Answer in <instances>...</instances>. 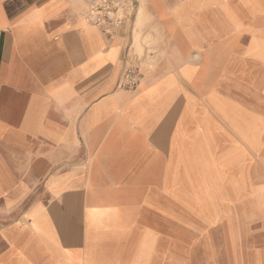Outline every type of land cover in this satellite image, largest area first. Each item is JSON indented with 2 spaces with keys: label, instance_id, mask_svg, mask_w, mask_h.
Segmentation results:
<instances>
[{
  "label": "crops",
  "instance_id": "crops-1",
  "mask_svg": "<svg viewBox=\"0 0 264 264\" xmlns=\"http://www.w3.org/2000/svg\"><path fill=\"white\" fill-rule=\"evenodd\" d=\"M85 8L0 0V264H82L95 248L136 264L144 241L145 264H168L169 238L247 221L250 188L263 196L264 0H134L115 37ZM231 154H245L240 196L221 180ZM191 165L223 183L216 219L186 214Z\"/></svg>",
  "mask_w": 264,
  "mask_h": 264
},
{
  "label": "rangeland",
  "instance_id": "rangeland-1",
  "mask_svg": "<svg viewBox=\"0 0 264 264\" xmlns=\"http://www.w3.org/2000/svg\"><path fill=\"white\" fill-rule=\"evenodd\" d=\"M252 10L256 11V9ZM85 13L87 14V6ZM254 16L255 13H249L248 18ZM140 38V35L136 36V51L142 53L144 49L141 46ZM143 43L149 46L148 41L145 40ZM254 130L252 128L248 130L241 129L240 133L247 141L249 149L256 153L258 146ZM244 157L245 154H231V160H228L227 156L226 168L228 169L230 165L232 175H221L222 182L227 180V183L233 185L235 193L238 196L242 193L241 189H239L241 187L240 181H243V186L246 181ZM191 167L192 165L186 168L190 170ZM194 171L196 170H190V174L184 176V190L182 195H179L184 204L187 201L185 204L186 214L206 215L209 212L207 215L211 216L210 218L212 219H216L219 215L226 212V208L220 206L218 202V200L224 199L221 191L217 189L223 183L218 182L201 165L198 167L197 174ZM247 183L250 186L249 174L247 176ZM250 190L252 191L250 192V197L256 201L255 205L250 207L249 215H256L255 217L244 222L222 223L217 225V227L215 226L216 228L214 227L211 233H206V231L205 233L194 235L192 238H169L167 263L181 264L178 263V260H180L182 264H252L250 262L251 255L248 252H252L251 254H253L259 249L264 253V191L263 196H261L260 189L258 192L256 189L250 188ZM215 201L218 203L215 204ZM257 215L260 216L257 217ZM182 223L196 229L203 226L201 222L183 221ZM149 250V244L146 241L142 242L136 264H145ZM257 262H260L259 257L257 258ZM72 263L81 264V261L74 258ZM82 264H121V260L118 256H114L112 252L110 254L102 249H98L97 251L95 248L89 251Z\"/></svg>",
  "mask_w": 264,
  "mask_h": 264
},
{
  "label": "built area",
  "instance_id": "built-area-1",
  "mask_svg": "<svg viewBox=\"0 0 264 264\" xmlns=\"http://www.w3.org/2000/svg\"><path fill=\"white\" fill-rule=\"evenodd\" d=\"M88 21L101 28L108 37H115L128 25L133 16L134 0H84ZM139 83L138 70L129 65L125 70L121 87L133 90Z\"/></svg>",
  "mask_w": 264,
  "mask_h": 264
},
{
  "label": "bare ground",
  "instance_id": "bare-ground-1",
  "mask_svg": "<svg viewBox=\"0 0 264 264\" xmlns=\"http://www.w3.org/2000/svg\"><path fill=\"white\" fill-rule=\"evenodd\" d=\"M134 36H135V35H134ZM139 44H140V43H139ZM189 187H190V186H189ZM186 188H187V187H186ZM187 192H188V191H187ZM187 192H186V193H187ZM192 194H193V196H194V193H193V192H192ZM188 196H189V195H188ZM186 197H187V196H186ZM194 197H195V196H194ZM189 198L191 199V197H189ZM189 201H191V200H189ZM186 202H187V201H186ZM186 202H185V204H186ZM188 205H189V204H188ZM190 206H191V205H190ZM202 211H203V210H202ZM208 213H209V212H208ZM208 213H207V214H208ZM207 214H206V215H207Z\"/></svg>",
  "mask_w": 264,
  "mask_h": 264
}]
</instances>
